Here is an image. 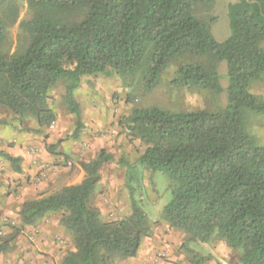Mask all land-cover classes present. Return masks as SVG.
Wrapping results in <instances>:
<instances>
[{"label":"trees","instance_id":"16d2710c","mask_svg":"<svg viewBox=\"0 0 264 264\" xmlns=\"http://www.w3.org/2000/svg\"><path fill=\"white\" fill-rule=\"evenodd\" d=\"M24 2L29 17L20 20ZM214 3L0 0V107L21 123L34 117L39 130L52 125L56 113L50 92L63 84L78 137L83 121L75 93L84 77L118 76L125 86L150 92L183 55L192 60L179 65L177 86L217 94L226 89L228 95L224 110L135 107L122 119L130 136L146 146L136 163L124 162L128 216L105 219L93 204L101 168L114 159L105 150L82 163L81 182L22 203L23 225L60 214L59 224L75 243L60 264H114L117 257L138 256L152 226L141 197L145 170L170 179L172 196L162 217L184 231L186 241L208 243L218 237L240 250L241 264H264V145L246 124L248 111L264 114V98L250 91L264 78V0L229 5L231 33L223 42L212 33ZM18 22L13 48L10 32ZM221 62L227 65V88L221 84ZM0 158L22 172L23 157L0 149ZM7 250L0 243V253Z\"/></svg>","mask_w":264,"mask_h":264},{"label":"rangeland","instance_id":"374dc122","mask_svg":"<svg viewBox=\"0 0 264 264\" xmlns=\"http://www.w3.org/2000/svg\"><path fill=\"white\" fill-rule=\"evenodd\" d=\"M238 1L215 0L210 13L217 17L212 24V33L219 42L226 40L231 33L228 7ZM28 17V7L24 2L20 20ZM19 32L18 22L10 32L13 48ZM261 46L264 48V41ZM190 60V55L180 56L165 72L161 83L150 92L127 87L118 76L84 77L75 93L83 121L78 137L74 136L77 118L68 109L63 84L50 92L49 102L55 110L56 120L42 130H39L34 117H28L21 123L11 110L0 107V149L14 155L20 148L29 154L31 149H36L39 162L47 165L46 169H42L41 165L35 168L24 160L22 172L19 173L13 170L8 161L0 158V243L8 245V250L0 253V264H60L68 252L75 250L72 235L59 224V213H50L34 226L23 225L21 205L26 200L81 182L78 176L83 168L82 163L95 159L102 150L113 155L114 159L101 168V179L95 189L93 204L108 220L130 214L124 162L136 163L146 146L130 136L122 119L135 107L217 111L224 110L228 105L226 89L217 94L202 88L177 86L173 82L179 65ZM219 72L221 84L227 88L226 62L219 64ZM250 91L264 98V78L252 84ZM246 124L258 142L264 145V114L248 111ZM45 151L59 158L46 161L41 158ZM142 187L143 208L152 225L151 235L145 239L153 241L152 245L155 246L154 256L150 259L152 264H241L240 250L231 249L223 239L214 237L208 243L188 242L184 231L173 228L163 219V207L172 196V184L167 175L161 171L150 173L145 170ZM13 233L18 234L10 240ZM44 234H50V243L40 240ZM122 260L117 257L114 264H121Z\"/></svg>","mask_w":264,"mask_h":264},{"label":"crops","instance_id":"0c3cea01","mask_svg":"<svg viewBox=\"0 0 264 264\" xmlns=\"http://www.w3.org/2000/svg\"><path fill=\"white\" fill-rule=\"evenodd\" d=\"M15 156L23 157L25 160V163L27 162V163L31 164L32 166L34 165L35 168L38 165L37 163H35V159L36 160L39 159L38 154L35 153L33 156V154H29L24 148L23 149L20 148V151H18V153ZM41 158L47 161V160H57L59 157L56 155L50 154V153H46V151H45L41 154ZM78 177H79L78 181H82L81 179H83L85 177V171L83 168H81V172H80V175ZM69 185H71V184H69ZM46 233H48V232H46ZM49 235L44 234L43 236H41L40 240H44L45 241L44 243H46V244L50 243L51 241H50ZM152 242L153 241H148L144 238V240L142 241L138 256L134 257V258H125V259L123 258V260L120 263L121 264H152V261L150 259H152L154 256L152 254H153V251L155 248V246L152 245Z\"/></svg>","mask_w":264,"mask_h":264},{"label":"built area","instance_id":"2783aa9c","mask_svg":"<svg viewBox=\"0 0 264 264\" xmlns=\"http://www.w3.org/2000/svg\"><path fill=\"white\" fill-rule=\"evenodd\" d=\"M53 124H54V123H53ZM30 153L34 155V154L36 153V149H31ZM35 163H37L38 165H41L42 169H43V168L46 169V167H47L46 164H44V163L41 164V163H40L38 160H36V159H35ZM45 176H46V174L44 173V174H43V178H45Z\"/></svg>","mask_w":264,"mask_h":264}]
</instances>
